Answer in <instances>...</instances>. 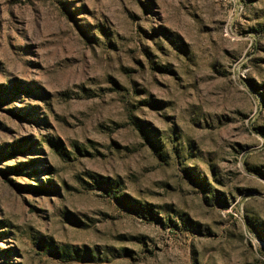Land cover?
I'll use <instances>...</instances> for the list:
<instances>
[{
	"label": "rangeland",
	"instance_id": "rangeland-1",
	"mask_svg": "<svg viewBox=\"0 0 264 264\" xmlns=\"http://www.w3.org/2000/svg\"><path fill=\"white\" fill-rule=\"evenodd\" d=\"M0 264H264V0H0Z\"/></svg>",
	"mask_w": 264,
	"mask_h": 264
}]
</instances>
